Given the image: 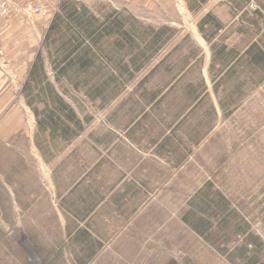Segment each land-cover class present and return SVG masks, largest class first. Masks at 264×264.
Returning a JSON list of instances; mask_svg holds the SVG:
<instances>
[{
  "label": "rangeland",
  "instance_id": "rangeland-1",
  "mask_svg": "<svg viewBox=\"0 0 264 264\" xmlns=\"http://www.w3.org/2000/svg\"><path fill=\"white\" fill-rule=\"evenodd\" d=\"M0 264H264V0H0Z\"/></svg>",
  "mask_w": 264,
  "mask_h": 264
},
{
  "label": "trees",
  "instance_id": "trees-1",
  "mask_svg": "<svg viewBox=\"0 0 264 264\" xmlns=\"http://www.w3.org/2000/svg\"><path fill=\"white\" fill-rule=\"evenodd\" d=\"M213 20H215V18L212 15L208 14L200 22V24L198 26V31L201 33L202 37L207 41V43L209 42V48H210L211 52L214 54V52H215V46L214 45H210V43H211L210 42V39L209 38L207 39L206 38V35H204V32H205L204 27L206 25H208L210 22H213ZM148 31H150V30L148 29ZM151 32L154 35L153 41L155 42L160 37V35L162 33V29L161 30L154 31V32H153V30H151ZM226 48L227 47L225 45L221 46L220 49L218 50L219 51V54H221L223 56H226V54H227L225 52ZM150 49H151V47H149V50ZM248 52L251 53L252 52V49L249 50ZM35 65L33 66V70H32L31 75L29 77V81H27L25 83L24 87H23V91H27L30 88V81H32V80L33 81H36V78H35V72H36V70H34ZM79 66H80V68H86V64L84 62L83 63H80ZM126 68H127V65H126ZM211 69H212V66H211ZM46 88L49 91L50 95H52V99H51V102H53L52 104H54L56 106V109L57 110L65 111L66 112V115H65L66 117L65 118L58 117V116L56 117L55 110L50 109V111L45 110L46 115L43 116L42 119H39L40 112L35 107H33L31 105L32 103L30 101L29 102L27 101L28 106L31 107L32 112L35 115L36 123H37V130L39 128V130H41L43 132L44 129L50 128L51 133H54L56 131L57 132H60L61 131L64 134L71 133L72 132V129L71 128L73 126L76 127V126L79 125V121L76 118L75 113L64 102V100L59 95H57L54 92V88L52 87V85L50 83L46 85ZM257 240L259 241V239H257Z\"/></svg>",
  "mask_w": 264,
  "mask_h": 264
}]
</instances>
